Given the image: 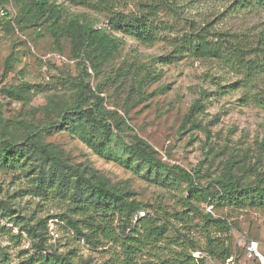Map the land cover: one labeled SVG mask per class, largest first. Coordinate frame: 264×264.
<instances>
[{"label": "rangeland", "instance_id": "1", "mask_svg": "<svg viewBox=\"0 0 264 264\" xmlns=\"http://www.w3.org/2000/svg\"><path fill=\"white\" fill-rule=\"evenodd\" d=\"M39 1L0 0V143L25 144L33 137L93 183L102 182L140 205L130 219L114 217L113 229L122 237L147 215L167 226L165 242L141 252L139 264H170L178 254L197 259L195 254L206 253L208 236L225 243L232 264H259L249 247L255 243L264 252V206L219 198L222 182H236L240 188L264 185V72L251 80L240 66L174 52L176 40L202 29L253 46L254 37L264 31V4L45 0L48 10L43 11ZM148 10L154 11V44L112 32L124 42L113 59L100 64L94 55L86 59L84 49L77 55L82 37L68 31L71 20L101 29L116 13L142 15ZM165 57L171 63L163 64ZM148 69L155 79L140 82ZM83 79L88 89L81 107L92 110L100 99L113 128L110 140L96 138L99 145L106 144L102 150L87 142L91 138L86 130L72 132L62 125ZM139 140L169 167L193 173L204 198H191L177 172L156 170L135 157L130 146ZM50 171L57 170L42 159L0 168V264H45L56 256L73 264H123L120 245L103 240L93 246L77 234L70 220L88 234L90 223L101 218L91 211L82 214L79 207L85 200L74 197L71 187L46 185L44 190L40 175ZM194 208L230 230L224 234L223 225H204ZM205 257V264H228Z\"/></svg>", "mask_w": 264, "mask_h": 264}, {"label": "trees", "instance_id": "2", "mask_svg": "<svg viewBox=\"0 0 264 264\" xmlns=\"http://www.w3.org/2000/svg\"><path fill=\"white\" fill-rule=\"evenodd\" d=\"M257 2L264 4V0H257ZM39 3L43 11L48 10V4L45 0H40ZM240 4L242 5L243 3ZM55 16L56 13L53 12L52 17ZM153 16V10H148L142 15L116 13L109 18L107 27L101 29H95L90 25L81 24L78 19H73L70 21L68 31L79 34L82 37L81 48L76 50L77 55L81 56V50L84 49L88 53L85 54L86 59H90L94 55L101 64L117 56L124 45L123 40L114 36L112 32L123 34L142 44H154L156 35L151 27ZM190 31L193 32L185 33V35L175 41V47L178 48L174 52L175 54L179 50L182 53L186 52L192 55L198 60L215 59L225 63L227 66H230V64H234L237 67L240 66L241 69L248 72L251 80H254L258 74L264 72V31L254 37L253 46L250 42L247 44L246 41L238 40L227 33L211 34L205 29ZM56 37L59 41L60 37L58 35ZM160 60H162L163 64L171 63L169 57ZM160 60H155L154 63L156 64ZM80 66L84 70L86 69L85 63H81ZM154 79L155 77H151L148 69L140 82L147 83ZM87 89L88 85L83 79L79 84L78 98L75 104L65 111L62 125L72 132L76 129L86 130L91 138L87 142L97 150H102L106 148V144L99 145L96 138L103 136L110 140L113 128L104 115L100 99L93 104L94 108L92 110H85L81 107V102ZM195 107L198 108L199 105L196 103ZM192 114L194 113L192 112ZM54 126L45 127L44 130L51 131L53 128H57V126ZM130 149L135 157L144 163L147 162L149 166L154 167L156 170L177 172L182 181L187 184L191 198L195 200L204 198L205 190L197 185L193 173L180 166L169 167L156 159L153 156L154 151L146 142L141 140L130 146ZM33 159H42L46 164H50L57 170L49 173H40V184L44 185V190L46 185L48 188H53V186L58 184L61 190L71 187L73 188L74 197L85 200V204L79 207V210L81 208L84 210L82 214H87L91 211V213L100 216V221L94 219L93 223H90L91 232L88 234L84 233L76 222L70 220V224L77 234L83 236L89 244L95 246L96 243H100L103 240L113 241L122 248L124 255L123 264H139L137 259L141 252L145 250L152 251L159 244L165 242L167 226L158 225L157 221L148 215L139 218L137 223L130 228L129 234H124L122 237L116 233L112 226L114 217L118 216L121 220L124 218L130 219L141 209L140 205L128 202L126 195L106 187L102 182L93 183L90 179L91 177H87L79 169L67 166L39 140L29 137L25 144H14L9 141L0 143V168L15 169L23 167ZM220 187L222 189L220 194L222 195L219 200H226L230 203L235 202L242 206H264V185L257 184L247 188H240L236 182L229 181L222 182ZM194 211L205 221L204 225L207 223L210 225H223L224 234L230 230L223 221L209 219L211 218L210 214L203 215L198 208H194ZM214 244L217 248L223 250L221 254L216 252ZM207 246L204 250L206 252L204 253L205 255L200 252V256L197 259L190 255L184 257V254H178L170 264H205V256L207 255L219 257L223 261L232 256L229 249L225 247V243H222L220 239H213L208 236ZM48 260L47 258L45 264H73L66 258L59 256L54 257L51 261Z\"/></svg>", "mask_w": 264, "mask_h": 264}, {"label": "crops", "instance_id": "3", "mask_svg": "<svg viewBox=\"0 0 264 264\" xmlns=\"http://www.w3.org/2000/svg\"><path fill=\"white\" fill-rule=\"evenodd\" d=\"M249 251L253 256H257L259 264L264 263V252L261 251L258 244L253 243L252 245H250Z\"/></svg>", "mask_w": 264, "mask_h": 264}, {"label": "built area", "instance_id": "4", "mask_svg": "<svg viewBox=\"0 0 264 264\" xmlns=\"http://www.w3.org/2000/svg\"><path fill=\"white\" fill-rule=\"evenodd\" d=\"M1 14L3 15L4 12L2 11ZM195 256H196L197 258H199L200 254H199V253H198V254H195ZM226 261H227L228 264H232V263H233V257L231 256V257H230L229 259H227ZM263 264H264V263H263Z\"/></svg>", "mask_w": 264, "mask_h": 264}]
</instances>
